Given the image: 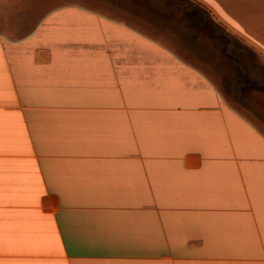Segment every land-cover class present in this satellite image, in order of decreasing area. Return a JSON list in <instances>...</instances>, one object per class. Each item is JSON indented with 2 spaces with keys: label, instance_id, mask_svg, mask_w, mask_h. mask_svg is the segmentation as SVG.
<instances>
[{
  "label": "crops",
  "instance_id": "1",
  "mask_svg": "<svg viewBox=\"0 0 264 264\" xmlns=\"http://www.w3.org/2000/svg\"><path fill=\"white\" fill-rule=\"evenodd\" d=\"M92 1L0 31V264H264V101L195 23ZM189 1L264 60V0Z\"/></svg>",
  "mask_w": 264,
  "mask_h": 264
},
{
  "label": "rangeland",
  "instance_id": "2",
  "mask_svg": "<svg viewBox=\"0 0 264 264\" xmlns=\"http://www.w3.org/2000/svg\"><path fill=\"white\" fill-rule=\"evenodd\" d=\"M91 0H0L1 7H29L34 4L42 7L43 9H0V31L6 33H14L16 32V25L14 24V12H17L19 16L23 13H27L29 15V19L26 21L28 24L33 21L30 19L29 10H34V17L40 12L44 10H50L51 8H57L63 4H83L89 8H93L96 11H99L103 14L109 16H116L112 11H116L118 9H98L97 4L94 5L93 1L89 3ZM99 1H109V0H99ZM98 1V2H99ZM128 1V0H125ZM134 3V0H130ZM139 0H135V3H138ZM157 2V5L163 6L166 13V17H170V19H174L175 23L184 22L189 25L194 26L201 29L203 32L208 31V45L212 46L213 53L217 51V46L226 53V57L228 59V64L230 66V86L227 89L230 102L238 107L244 115L248 116L250 119L255 120L256 118V110L254 105L249 104L248 101L252 103L254 99H260L264 101V60L261 59L254 51H252L249 47L242 44L239 40L232 37L228 34L222 27L215 24L214 21L210 18L208 13L204 11L199 5L189 0H154ZM95 3H97L94 0ZM129 2V1H128ZM142 2V1H141ZM102 3V2H99ZM143 4V2H142ZM144 5V4H143ZM45 8V9H44ZM50 8V9H47ZM97 8V9H96ZM177 9L181 11L183 16L178 12ZM171 10L175 11L176 14L168 16V12ZM4 11V12H2ZM119 11V10H118ZM170 15V14H169ZM21 18H18V24ZM195 19V20H194ZM196 21H198L196 23ZM179 22V23H180ZM199 25H202L200 27ZM23 29V27H22ZM211 30V31H210ZM30 30H22L18 36L25 35ZM211 39H210V37ZM219 49V48H218ZM254 70L258 71V74H255ZM233 71V72H231ZM226 91V89H223ZM227 92V91H226ZM244 98L246 100H244ZM240 100H244L240 102ZM260 122L258 123L262 131L264 132V115L261 113Z\"/></svg>",
  "mask_w": 264,
  "mask_h": 264
}]
</instances>
